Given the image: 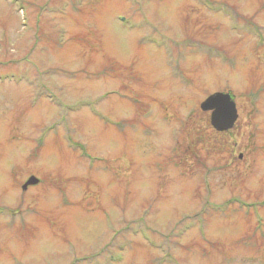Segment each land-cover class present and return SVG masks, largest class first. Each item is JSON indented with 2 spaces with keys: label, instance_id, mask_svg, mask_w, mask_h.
<instances>
[{
  "label": "rangeland",
  "instance_id": "374dc122",
  "mask_svg": "<svg viewBox=\"0 0 264 264\" xmlns=\"http://www.w3.org/2000/svg\"><path fill=\"white\" fill-rule=\"evenodd\" d=\"M0 264H264V0H0Z\"/></svg>",
  "mask_w": 264,
  "mask_h": 264
},
{
  "label": "water",
  "instance_id": "95a60500",
  "mask_svg": "<svg viewBox=\"0 0 264 264\" xmlns=\"http://www.w3.org/2000/svg\"><path fill=\"white\" fill-rule=\"evenodd\" d=\"M199 107L202 111L210 112V124L216 131L229 130L238 117L235 102L229 93H212L200 103ZM36 182L34 177H30L23 185V189Z\"/></svg>",
  "mask_w": 264,
  "mask_h": 264
}]
</instances>
